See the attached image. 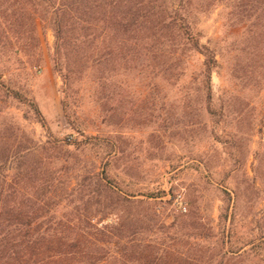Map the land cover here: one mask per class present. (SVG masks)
<instances>
[{"label":"rangeland","instance_id":"obj_1","mask_svg":"<svg viewBox=\"0 0 264 264\" xmlns=\"http://www.w3.org/2000/svg\"><path fill=\"white\" fill-rule=\"evenodd\" d=\"M193 2L219 62L210 107L204 56L156 18L132 34L127 58L107 55L127 47L106 36L67 95L36 2L0 0V146L34 148L22 171L37 175L24 189L36 223L88 241L98 238L88 222L107 232L112 242L85 261L264 264V2ZM128 239L121 253L114 241Z\"/></svg>","mask_w":264,"mask_h":264},{"label":"trees","instance_id":"obj_2","mask_svg":"<svg viewBox=\"0 0 264 264\" xmlns=\"http://www.w3.org/2000/svg\"><path fill=\"white\" fill-rule=\"evenodd\" d=\"M34 1L37 10L41 11V20L46 21L54 31L56 43L52 59L55 68L63 78L65 94L71 93L76 75L88 68L89 60L93 65L99 64L103 56L100 54L99 47L106 36L115 47H127L126 52L110 50L107 55L127 58L130 55L128 46L134 39L132 34L149 24L150 18H156L158 30L171 31L176 38L184 40L186 45L204 56L203 84L208 94L207 102L210 107L212 74L219 62L215 51L201 41V32L195 28L194 20H192L196 11H204L203 5L200 4L201 8L198 5L194 6L193 0ZM235 1L241 4V0ZM13 93L15 98H21V93L18 91L14 90ZM63 106L66 112L67 103L63 102ZM33 108L43 121L38 107L33 105ZM12 127L13 125L6 128V132L11 131ZM27 143L21 142L15 149L0 146V264H98L102 262L104 260L102 255L98 258L93 256V259L89 261H85L84 258H87L89 254H101L104 247L100 244L112 242L102 239L107 236L105 230L88 222L81 228H93L98 237L88 241L85 231L74 230L69 233L65 227H62L63 225L53 228L51 225L44 227V224L36 223L38 209L35 207V200L24 190L25 182L37 181L35 170L27 174L22 171L25 169L23 166L25 159L34 150L33 147H28ZM14 161L17 162L18 171L11 177L7 172ZM22 182H24L23 188ZM117 226L112 224L107 227L113 230ZM60 228L64 229L60 230ZM133 241L134 239L118 240L114 243L122 253V251L128 252V245ZM128 261L121 255L113 257L109 262L129 264Z\"/></svg>","mask_w":264,"mask_h":264}]
</instances>
